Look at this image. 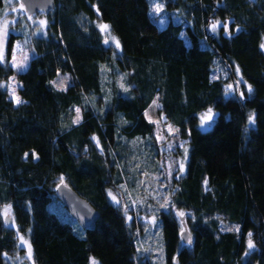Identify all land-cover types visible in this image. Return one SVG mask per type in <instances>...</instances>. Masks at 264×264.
Returning <instances> with one entry per match:
<instances>
[{
	"label": "trees",
	"instance_id": "trees-1",
	"mask_svg": "<svg viewBox=\"0 0 264 264\" xmlns=\"http://www.w3.org/2000/svg\"><path fill=\"white\" fill-rule=\"evenodd\" d=\"M162 1L183 24L160 27L149 0H55L29 36L17 105L1 86L12 68L0 62V264H12L20 239L33 264H151L107 191L122 181L126 143L151 138L144 113L155 98L187 147L171 197L183 215H158L165 261L264 264V0ZM215 20L225 26L214 31ZM99 23L119 46L106 45ZM19 37L8 36L7 57ZM216 61L227 79L212 78ZM58 72L72 76L66 90L51 84ZM228 79L238 84L235 97L226 96ZM209 108L216 116L202 129ZM60 182L99 211L94 229L75 232L48 208Z\"/></svg>",
	"mask_w": 264,
	"mask_h": 264
},
{
	"label": "rangeland",
	"instance_id": "rangeland-1",
	"mask_svg": "<svg viewBox=\"0 0 264 264\" xmlns=\"http://www.w3.org/2000/svg\"><path fill=\"white\" fill-rule=\"evenodd\" d=\"M149 2L151 16L160 27L166 26L169 21L184 23L176 11L166 8L162 0H149ZM45 23V16L42 12L31 16L26 15L19 0H11L10 3L8 0H0V62L6 63L13 71L7 80L1 83V86L7 91L8 98L14 105L22 102L18 94L20 87L18 74L27 68L33 56L29 36L44 28ZM214 24L216 27L225 26V22L222 20L213 21L211 26L213 27ZM102 25L106 24L99 23V29L106 45L116 46V38L108 27L102 30ZM11 33L20 37L14 40L10 56L7 57L6 41ZM182 35L184 36V33ZM211 76L212 78L227 79L229 72L223 62L216 61L212 67ZM51 84L56 89L66 90L72 84V76L69 73L58 72ZM237 88V82L228 79L226 96H237ZM70 114L74 123L79 122L81 117L79 107L70 108ZM144 114L154 126L153 134L150 139L135 138L127 142L128 144L126 143L127 157L124 155L122 167L125 170L123 169L122 181L119 184H112L107 192L109 200L120 208L126 222L134 223L132 226L136 227L140 233L139 242L144 261L151 262V264H167L164 255L163 231L158 215L160 211L176 210L171 197L175 190V179H178L185 170L187 147L182 144L177 128L168 123L164 114L159 110L156 98L147 107ZM215 116L216 113L211 108L202 111L200 113L201 128H207ZM202 117H205L203 122ZM60 179L62 181V178ZM48 208L55 212L61 220L70 223L75 232L81 228L57 197L49 203ZM175 212L179 216L182 213L178 210ZM221 228L237 230L238 226L222 222ZM183 230L186 228L183 227ZM249 234L247 245L251 240L253 248H249V246L248 248L254 249L255 244ZM5 257L7 256L5 255ZM10 259L12 264H33L27 240L20 239L18 250L15 251L13 259ZM93 260L91 258V262Z\"/></svg>",
	"mask_w": 264,
	"mask_h": 264
},
{
	"label": "water",
	"instance_id": "water-1",
	"mask_svg": "<svg viewBox=\"0 0 264 264\" xmlns=\"http://www.w3.org/2000/svg\"><path fill=\"white\" fill-rule=\"evenodd\" d=\"M24 8L26 15L31 16L38 12L47 13L55 7V0H19ZM55 195L67 211L74 217L80 227L84 230H92L98 220L100 213L95 209L89 201L80 196L72 187L65 182H60L55 188ZM9 217L4 218L7 223ZM179 237L183 242L189 239L187 230L179 233ZM174 264H177L174 259Z\"/></svg>",
	"mask_w": 264,
	"mask_h": 264
},
{
	"label": "snow or ice",
	"instance_id": "snow-or-ice-1",
	"mask_svg": "<svg viewBox=\"0 0 264 264\" xmlns=\"http://www.w3.org/2000/svg\"><path fill=\"white\" fill-rule=\"evenodd\" d=\"M8 2L10 3L11 2V0H8ZM13 10H15V9H13ZM157 11H159V9L157 8ZM102 27V30H104V29H107V25H102L101 26ZM215 28H216V25L214 24L213 25V30L215 31ZM117 46H119V44H117ZM262 47H264V45H262ZM19 102V101H18ZM207 118H210V117H207ZM205 119V117H202V122H203V120ZM249 122L250 123H253L254 122V120H253V117H249ZM27 155V154H26ZM181 215H183L182 213H181ZM249 235H251V234H249ZM249 248H253V244H252V242H251V240H249ZM91 264H98V262L97 261H95V260H93L92 262H91Z\"/></svg>",
	"mask_w": 264,
	"mask_h": 264
}]
</instances>
